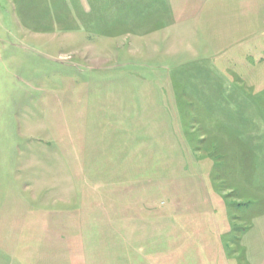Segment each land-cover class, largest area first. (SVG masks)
I'll return each instance as SVG.
<instances>
[{
    "label": "rangeland",
    "instance_id": "1",
    "mask_svg": "<svg viewBox=\"0 0 264 264\" xmlns=\"http://www.w3.org/2000/svg\"><path fill=\"white\" fill-rule=\"evenodd\" d=\"M0 264H264V0H0Z\"/></svg>",
    "mask_w": 264,
    "mask_h": 264
}]
</instances>
